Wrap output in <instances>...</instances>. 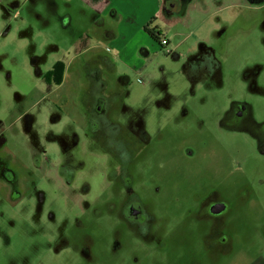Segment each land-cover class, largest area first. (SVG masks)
I'll return each instance as SVG.
<instances>
[{"label": "rangeland", "instance_id": "1", "mask_svg": "<svg viewBox=\"0 0 264 264\" xmlns=\"http://www.w3.org/2000/svg\"><path fill=\"white\" fill-rule=\"evenodd\" d=\"M163 3L153 17L150 0L123 7L121 24L81 0H0V264H264V146L230 130L209 136L231 103L264 116V0ZM28 7L23 23L13 17ZM150 21L167 46L143 31ZM199 56L217 75L208 83ZM89 74L123 137L143 131L157 148L175 118L180 141L194 144L191 154L177 146L166 183L131 164L130 190L155 217L146 242L115 217L114 163L85 106ZM211 190L227 208L224 251L206 249L194 216Z\"/></svg>", "mask_w": 264, "mask_h": 264}, {"label": "flooded vegetation", "instance_id": "2", "mask_svg": "<svg viewBox=\"0 0 264 264\" xmlns=\"http://www.w3.org/2000/svg\"><path fill=\"white\" fill-rule=\"evenodd\" d=\"M150 30L154 36V38H150L160 48H163L164 46L161 45L160 39L164 36L160 34L156 27L150 28ZM168 43L169 41L167 40V45ZM193 61L195 62V66L199 68L196 73L209 72L207 71V67L211 63L210 58L199 56ZM215 77H217L215 73H207L206 77H204V82L208 83L210 80L215 79ZM87 79L90 84V91L86 98L90 97L92 101H90L91 104L86 103L85 106L87 112L97 118L96 125H94V132L97 135L95 142H98L100 146L108 151L109 159L111 158L114 163L113 165H108V173L111 177L112 187L117 190L116 194L120 196L117 198L119 201L118 208L114 210L117 213L115 217L124 227L132 229L135 236L146 242L150 237L149 228L155 217L146 212L137 195L133 194L130 190L133 184L130 171L131 164L134 158H139L141 168L148 166L150 169L156 170L162 180L165 181V178L168 179L173 174L175 163H177L180 155L181 151L177 150V146H180V143L183 146H188L183 151L191 154V146H194V144L191 141H180L177 134L179 125L175 118L165 120V123L157 130V133L161 132L157 134L159 137L157 139V148L151 145L152 140L143 131L137 137L133 135L127 138L123 137L120 134L118 124L110 122L106 118L108 111L107 100L98 95L97 83H95L96 79L90 74L87 75ZM61 81L57 86L60 85ZM252 111L245 103H231L214 120L213 131L215 133L209 134V136L217 141V138L220 139L230 130L238 134H245L257 146L260 144L264 146V116H256ZM166 130L170 133L164 134ZM202 136H206V134H202ZM219 144L221 146L220 142ZM145 147H149L148 150H144ZM255 152L262 154L264 150L258 147ZM155 184H158V182ZM216 191L211 190L205 195L194 213L196 220L204 222L207 227L204 245L209 252L213 249L224 251L229 248L228 242L224 238L216 239L220 226H223L221 217L226 213L227 209L225 204L217 197ZM261 250L264 253V243Z\"/></svg>", "mask_w": 264, "mask_h": 264}, {"label": "crops", "instance_id": "3", "mask_svg": "<svg viewBox=\"0 0 264 264\" xmlns=\"http://www.w3.org/2000/svg\"><path fill=\"white\" fill-rule=\"evenodd\" d=\"M82 2L90 5L91 7L97 8L100 10V12L103 11H113L115 15L118 16L120 23L123 24L124 21L127 19V17H125V10L123 11V7H126L128 9L135 7V9H138L139 5V0H132L133 2L136 1V3H130V0H81ZM151 1V11L149 12V16L148 17H153L152 13H154V11L160 9L163 7V0H150ZM174 2V0H172ZM134 5V6H133ZM35 8L32 7H28V11H26L23 14V18H20L19 13H17L16 15H14L13 17H18V20L21 21V23H23V21H25L27 19V16L29 13H31ZM153 11V12H152ZM129 20V18H128ZM151 22V21H150ZM136 60H138V58L135 57Z\"/></svg>", "mask_w": 264, "mask_h": 264}, {"label": "trees", "instance_id": "4", "mask_svg": "<svg viewBox=\"0 0 264 264\" xmlns=\"http://www.w3.org/2000/svg\"><path fill=\"white\" fill-rule=\"evenodd\" d=\"M150 23L151 22H149V23H147L146 25H144L143 26V31L148 35V36H150L151 38H154V36H153V34H152V31L150 30ZM161 36V35H160ZM61 68V65L60 64H56L54 67H53V69H52V71H51V73H50V75H51V77H54V79H55V82H56V84H58L59 82H60V80H61V77H62V73H60V71L58 70V69H60ZM59 73V74H55V73Z\"/></svg>", "mask_w": 264, "mask_h": 264}, {"label": "built area", "instance_id": "5", "mask_svg": "<svg viewBox=\"0 0 264 264\" xmlns=\"http://www.w3.org/2000/svg\"><path fill=\"white\" fill-rule=\"evenodd\" d=\"M160 43H161V45L166 46L167 45V39L165 37H162L160 39Z\"/></svg>", "mask_w": 264, "mask_h": 264}, {"label": "water", "instance_id": "6", "mask_svg": "<svg viewBox=\"0 0 264 264\" xmlns=\"http://www.w3.org/2000/svg\"><path fill=\"white\" fill-rule=\"evenodd\" d=\"M174 8V7H173Z\"/></svg>", "mask_w": 264, "mask_h": 264}]
</instances>
